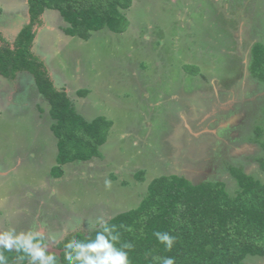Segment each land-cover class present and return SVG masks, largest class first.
Here are the masks:
<instances>
[{
	"label": "rangeland",
	"instance_id": "1",
	"mask_svg": "<svg viewBox=\"0 0 264 264\" xmlns=\"http://www.w3.org/2000/svg\"><path fill=\"white\" fill-rule=\"evenodd\" d=\"M0 9L13 44L28 0H0ZM125 13L124 31L104 27L89 39L65 33L59 10L42 14L34 55L84 119L112 122L101 156L62 165L61 176L54 120L33 74L0 75V231L89 234V221L136 208L169 173L223 180L235 193L231 162L264 181V151L248 139L255 114L245 109L251 96L264 114V83L248 67L252 46L264 43V0H133Z\"/></svg>",
	"mask_w": 264,
	"mask_h": 264
},
{
	"label": "trees",
	"instance_id": "2",
	"mask_svg": "<svg viewBox=\"0 0 264 264\" xmlns=\"http://www.w3.org/2000/svg\"><path fill=\"white\" fill-rule=\"evenodd\" d=\"M132 2L28 0L29 22L19 31L13 44L6 42L0 33V75L13 79L21 70L32 73L39 93L48 103L54 120L51 128L58 139L55 177L61 176L62 165L101 156V146L112 122L104 116L91 121L84 119L66 90L55 86L43 61L32 51L35 28L42 24L45 10L57 9L68 24L64 27L67 34L89 39L93 31L104 27L122 32L128 22L125 11ZM249 69L263 84L264 43L256 42L252 46ZM261 95L258 98L264 97ZM248 97L250 102L247 101L245 109L254 113L256 120L248 129L251 133L248 139L260 144L264 151V114L260 103L254 106L253 97ZM228 134L229 130L225 136L229 137ZM257 159L264 169V152ZM228 170L237 183L235 193L230 192L223 180L195 182L187 175L169 173L152 180L148 193L136 208L108 220L120 233L117 247L125 242L134 245L127 250L130 264H157L156 257H174L175 264H247L249 256L264 257V181L231 162ZM141 174L138 173V177ZM97 230L89 234L71 233L57 244L61 253L51 252L57 254V264H67L63 242L73 236L81 240L94 238ZM157 231L175 237L171 251L157 240L154 235ZM4 254L8 263L22 255L15 250ZM21 260L29 262L27 258Z\"/></svg>",
	"mask_w": 264,
	"mask_h": 264
},
{
	"label": "clouds",
	"instance_id": "3",
	"mask_svg": "<svg viewBox=\"0 0 264 264\" xmlns=\"http://www.w3.org/2000/svg\"><path fill=\"white\" fill-rule=\"evenodd\" d=\"M105 184L110 186L111 181L105 180ZM89 228L98 229L94 238L81 240L73 236L63 242V257L67 264H130L127 250L133 249L134 245L125 242L120 247L116 246L121 238L115 225H110L107 219L100 216L94 222L89 221ZM71 230L75 232L77 228L73 226ZM66 235V232L52 234L39 229L19 233L15 228L0 231V264H8V257L4 252L13 250L22 253L19 258H27L29 264H57V254L49 252L48 249ZM154 235L167 250L171 251L175 237L168 232L160 231L155 232ZM155 259L157 264H175L174 257Z\"/></svg>",
	"mask_w": 264,
	"mask_h": 264
},
{
	"label": "flooded vegetation",
	"instance_id": "4",
	"mask_svg": "<svg viewBox=\"0 0 264 264\" xmlns=\"http://www.w3.org/2000/svg\"><path fill=\"white\" fill-rule=\"evenodd\" d=\"M248 67H249V65H248ZM222 91H223V90H222ZM225 123H226V122H225ZM225 123H222V122H221V123H218L219 128H221V129H220V133H221L220 135L223 134L222 136H224V135L227 133V129H228V128L226 127L227 129H223V130H222V127H224V124H225ZM223 131H224V132H223ZM230 136H231V133H230ZM224 138L227 139V137H225V136H224ZM185 164H186V163H185Z\"/></svg>",
	"mask_w": 264,
	"mask_h": 264
},
{
	"label": "crops",
	"instance_id": "5",
	"mask_svg": "<svg viewBox=\"0 0 264 264\" xmlns=\"http://www.w3.org/2000/svg\"><path fill=\"white\" fill-rule=\"evenodd\" d=\"M0 10H2V9H0ZM61 16H62V15H61ZM44 19H45V18H44ZM28 22H29V21H28ZM28 22H27V23H28ZM27 23H26V24H27ZM42 23H43V15H42ZM41 25H42V24H41ZM41 25H40V26H41ZM40 26H37V27L35 28V30H36L37 32H38V30L40 29V28H39ZM37 28H39V29H37ZM37 32H36V35H37ZM0 33L2 34L3 37H5V35H4L2 29H0ZM65 33H66V32H65ZM35 38H36V37H35ZM34 44H35V40H34ZM19 73H20V72H19ZM19 73H18V74H19ZM17 77H18V75H17ZM53 82H54V81H53Z\"/></svg>",
	"mask_w": 264,
	"mask_h": 264
},
{
	"label": "water",
	"instance_id": "6",
	"mask_svg": "<svg viewBox=\"0 0 264 264\" xmlns=\"http://www.w3.org/2000/svg\"><path fill=\"white\" fill-rule=\"evenodd\" d=\"M48 251L49 252H56V253L60 254L62 250H60V249H58L56 247L50 246Z\"/></svg>",
	"mask_w": 264,
	"mask_h": 264
}]
</instances>
